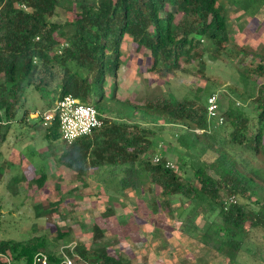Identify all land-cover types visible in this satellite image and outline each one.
<instances>
[{"label": "trees", "instance_id": "1", "mask_svg": "<svg viewBox=\"0 0 264 264\" xmlns=\"http://www.w3.org/2000/svg\"><path fill=\"white\" fill-rule=\"evenodd\" d=\"M223 1L240 12L238 20L258 21L264 16V0ZM126 37L134 56L150 59L146 71L162 79L186 72L183 64L198 58L194 75L204 86L176 98L143 80L137 104L118 100L117 74ZM204 41L213 47L214 60L223 55L230 61H257L255 66L241 69L248 84L239 96L248 102L244 107L230 103L219 111L224 123L218 128L206 117L207 99L213 93L201 60ZM229 41L226 6L219 0H0V129L4 126L0 141L5 140L19 110L23 114L17 121L27 116L23 106L28 89L54 92L56 101L71 95L94 107L100 117L115 115L117 119H103L101 128L71 144L61 139L54 118L44 128V135L46 140L63 142L58 163L80 179L89 171L108 173L116 178L122 193L145 189L151 195L154 214L159 206L182 216L188 205L181 232L189 236L196 233L192 220L199 212L204 216L216 213L200 241L236 264L246 234L264 230V80L257 81L264 78V45L259 49L239 44L227 48ZM38 125L42 126V120ZM167 125L178 128L175 171L165 168L168 157L164 150L160 162L153 163L157 132L152 127ZM181 150L199 161L191 166L190 179L178 174H187L191 163ZM27 175L21 174L15 181L37 189L46 183L44 173ZM11 181L10 190L15 187ZM229 196H235L236 204L225 209ZM174 197L185 200L183 208L171 207ZM59 205L60 198L46 212ZM37 211L38 215L45 213L41 207ZM92 233L91 244H76L74 254L89 264H128L121 255L109 253L100 227L93 225ZM67 236L68 232L56 233L58 240ZM39 252L48 256V264L61 263L44 237L0 241V254L11 264H32ZM0 264L8 262L0 258Z\"/></svg>", "mask_w": 264, "mask_h": 264}, {"label": "rangeland", "instance_id": "2", "mask_svg": "<svg viewBox=\"0 0 264 264\" xmlns=\"http://www.w3.org/2000/svg\"><path fill=\"white\" fill-rule=\"evenodd\" d=\"M219 2L226 6L228 18L230 41L226 47L239 44L261 48L264 45V16L258 21L247 17L238 20L236 17L240 12L223 0ZM200 48L204 51L201 55L205 64L204 76L211 83V92L218 95L219 111L222 113L230 103L244 107L248 101L243 102L239 95L248 82L241 77V69L248 65L255 66L257 61L249 58L230 61L223 55L214 60L211 57L213 47L208 42H201ZM132 51L131 41L126 37L121 47L122 64L117 74L116 98L120 101L137 104V94L143 90V80H147L149 87L160 86L176 98L189 96L196 88L204 86L194 75L199 61L196 57L191 63L183 64L186 72L162 79L146 71L150 66L149 58H143L141 54L134 56ZM263 80L257 79L258 82ZM24 100L23 109L28 111L27 116L23 121H17L23 114V110H19L16 120L10 124L7 139L0 141V241L44 237L58 256L61 246H89L93 240L92 226L96 225L104 232L103 241L107 243L109 253L121 255L128 264H230L200 241L207 225L216 220V213L204 216L199 212L192 220L197 227L196 233L189 236L181 232V223L190 209L188 205H185L187 209L183 210L182 216L172 215L159 206V211L154 214L151 195L145 189L122 193L116 178L108 173L99 175L89 171L81 179L77 178L57 161L64 147L61 139L46 140V126L38 125L40 119L37 116L54 108V92L28 89ZM101 119L115 120L117 117L105 113ZM213 123L211 126H216ZM152 128L157 132L154 155L161 156L164 150L167 160L177 167V150L180 147L175 136L178 128L168 125ZM227 133L223 134L226 136ZM183 153L191 158V163L187 166V174L181 171L178 174L190 179L191 166H196L199 161L195 155ZM43 173L47 180L41 189L31 187L28 182L15 181L21 174L32 177ZM10 180L15 186L12 190L9 188ZM156 193H159L157 188ZM59 198L57 209L47 213L51 203ZM184 201L174 197L171 207H182ZM37 206L45 213L38 215ZM57 232H68V236L58 240ZM243 239L236 264H264V230H250ZM1 260L7 259L3 257Z\"/></svg>", "mask_w": 264, "mask_h": 264}, {"label": "built area", "instance_id": "3", "mask_svg": "<svg viewBox=\"0 0 264 264\" xmlns=\"http://www.w3.org/2000/svg\"><path fill=\"white\" fill-rule=\"evenodd\" d=\"M21 7L27 10L24 6ZM64 46L65 44H62L61 48ZM206 117L208 122L213 121L216 126H220L224 122L223 116L219 114L218 95L216 93L211 94L207 99ZM37 118L42 120V124L45 126H48L47 123H50L56 118L61 139L67 144H71L80 137L89 136L92 132L103 126V119H101L94 107L80 103L78 99L71 95H66L58 99L52 110L39 114ZM160 160L161 156H153V163H159ZM164 166L167 169L176 170L175 164L169 160L165 161ZM236 200L235 196H229L224 201L225 209L231 204H236ZM74 248L75 245L61 246L59 248L58 257L61 260L60 264H89L74 254ZM3 257L5 256L0 254V258ZM6 261L8 264H11L10 261ZM48 262V256L39 252L33 257L32 264H48Z\"/></svg>", "mask_w": 264, "mask_h": 264}, {"label": "crops", "instance_id": "4", "mask_svg": "<svg viewBox=\"0 0 264 264\" xmlns=\"http://www.w3.org/2000/svg\"><path fill=\"white\" fill-rule=\"evenodd\" d=\"M7 136H8V133H7V135H6V138L5 139H7ZM5 141V140H4ZM24 166V165H23ZM22 168H24V167H22ZM99 174V173H98Z\"/></svg>", "mask_w": 264, "mask_h": 264}]
</instances>
